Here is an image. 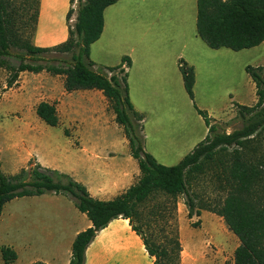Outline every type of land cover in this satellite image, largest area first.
<instances>
[{"label":"rangeland","instance_id":"obj_1","mask_svg":"<svg viewBox=\"0 0 264 264\" xmlns=\"http://www.w3.org/2000/svg\"><path fill=\"white\" fill-rule=\"evenodd\" d=\"M182 8L183 13L178 10ZM76 18L77 14L74 16L73 13L71 20L74 22L71 23V20L68 21L60 13L52 17L44 16L41 30L38 26L31 30L23 27V19L18 17L15 27L6 28L7 47L4 49L0 45V138L13 141L16 135L15 124L20 119L37 118L35 112L38 104L51 100V94L44 91L43 84L57 75L47 68L67 70L78 64L79 48L83 45L84 38L74 30ZM66 21L68 28L65 40H59L52 47L44 46L45 34L61 37ZM196 21L197 0H122L107 13L105 36L91 48L90 60L95 64L92 70L108 77L115 76L121 85L124 99L123 80L127 67L121 64L124 57H129L135 61L128 82L131 99L136 107L148 109L151 124L160 119L170 133L179 134L184 120H201L195 111V108H199L222 120L219 124H224L225 127L217 125V135H231L241 130L245 124L237 116L232 119L235 113L237 115L239 105L230 106V93L242 95L245 101H249L253 96V81L246 67H256L263 54L251 50L236 52L230 49H211L198 37ZM70 29L73 31L72 43L67 50L63 44L70 38ZM181 35L189 39L186 46L180 41ZM32 46L47 50L34 54L28 50ZM262 50L264 51V47ZM187 60L193 63L189 67H193L196 74L194 101L183 87L179 73L180 63L187 64ZM83 61L87 63L86 60ZM120 65L121 68H118ZM27 67L39 71H24ZM166 71L179 76V88L176 83L174 86L170 84ZM21 84L23 88H20ZM156 86L165 91H155ZM109 104L106 116L108 120L116 108L115 101L111 100ZM256 104L246 107L252 108ZM226 105L227 108H224ZM165 106L167 110L163 111ZM58 113L62 118L63 113ZM113 122L114 120L110 121ZM123 128L115 125V135L121 138L125 134ZM66 129H71V126L50 127L42 120L34 127L40 136L53 139L54 145L61 148V152L67 138ZM254 138L251 140L250 137L251 143L247 148L220 143L213 150L210 162L206 159L207 156L199 158L200 169L192 167L190 171L189 194L170 196L164 191H156L147 200L135 205L131 219L137 233L154 247L167 246L177 224L183 247L182 264H189L186 261L187 252H191L196 258V264H232L234 246L228 244V235L231 233L221 217L205 209L222 202L226 197L230 186L227 182L235 162L254 163L258 168L264 162V133ZM240 140L244 142V139ZM13 154L0 149L1 171L6 177L17 176L29 168L30 162L17 172L20 162L12 159ZM238 156L240 159L236 160ZM157 160L169 167L179 163V160L172 158ZM51 176L55 183H67L61 176ZM258 186H261L260 194L264 196V173ZM189 198L193 200V208L188 205ZM198 210H201L200 217L196 215ZM7 239L10 238L0 234V264H5L1 248ZM33 258L35 256L22 255L17 263L12 264H29L26 261Z\"/></svg>","mask_w":264,"mask_h":264},{"label":"trees","instance_id":"obj_2","mask_svg":"<svg viewBox=\"0 0 264 264\" xmlns=\"http://www.w3.org/2000/svg\"><path fill=\"white\" fill-rule=\"evenodd\" d=\"M119 1L70 0L71 4L78 3L74 30L78 36L84 38V43L79 48L78 64L67 70L60 68H47V70L56 75L66 76L65 90L67 92L99 90L109 102L115 101L116 108L113 111L118 124L124 127L131 153L139 163L141 179L115 200L100 202L93 199L84 186L68 175L45 169L34 160L30 161L28 169L12 177H6L2 173L0 164V218L7 202L15 198L41 196L46 193L69 196L74 200L77 208L88 215L93 226L80 233L75 239L70 264H85L87 248L98 232L115 219H128L137 233L132 225L133 209L135 205L147 200L156 191H164L170 196L189 194L191 168L200 169L198 159L202 156H207L206 159L210 162L213 150L220 143L247 148L251 143L250 137L254 140V137L264 133V68L247 67L246 71L256 85L258 102L252 108L238 106L239 111L236 116L245 124L241 130L231 135L219 136L216 134V126L225 127L224 124H219L218 121L210 118L206 111L197 108L209 129V134L190 155L180 164L171 167L159 164L149 155L144 149L145 138L141 124L144 118L134 110L129 99L128 74H125L123 80V99L121 85L117 78L92 70L95 64L90 60L91 46L100 39L104 31V12ZM72 14L73 10H70L67 14L68 21L71 20ZM39 15L40 0H0L1 47L4 49L7 47L6 28L15 27L18 17L23 19V27L35 30ZM196 28L198 37L214 50L225 48L239 52L258 47L264 42V0H197ZM72 29L69 30V40L63 44L67 50L72 43ZM28 50L36 54L45 52L47 49L32 46ZM83 59L86 60L87 65ZM131 63L129 57H124L121 65L129 68ZM121 65L118 68H121ZM25 70L39 71L29 67ZM180 71L185 90L194 101L195 70L181 62ZM36 113L48 126L60 125L55 104L43 101L38 104ZM66 134H68L67 131ZM240 139H244V142ZM237 159L240 157L238 156ZM262 169H264V162L259 164V168L254 163L235 162L227 182L230 186L226 197L222 202L209 205L205 209L221 217L228 230L240 241L234 252V264H264V196L260 194L261 186H258L264 173ZM51 174L61 176L67 180V183H55ZM188 205L193 208L194 203L190 198ZM196 215L200 217L201 210H198ZM173 231L167 246L154 247L141 237L149 255L154 258V264H182L183 247L177 224ZM1 255L5 264H12L18 259L17 253L10 247H2Z\"/></svg>","mask_w":264,"mask_h":264},{"label":"crops","instance_id":"obj_3","mask_svg":"<svg viewBox=\"0 0 264 264\" xmlns=\"http://www.w3.org/2000/svg\"><path fill=\"white\" fill-rule=\"evenodd\" d=\"M121 1L105 10L104 31L96 43L105 36L107 13ZM70 10H73L74 16H76L78 3L71 4L70 0H40L38 29L42 28L44 16L52 17L60 13L66 19ZM178 10L181 13L184 11L183 8ZM70 22L73 23L74 20ZM65 25V31L61 37L45 34L46 44L44 46L52 47L59 40H65L67 21ZM180 41L185 46L189 43V39L182 35ZM263 47L264 42L258 47L247 49L257 54H263L259 64L253 68H264ZM131 61V67L127 68V83L135 63L134 60ZM187 65L190 66L193 63L187 60ZM166 73H168L166 78L170 80V84L174 86L176 83L179 88V76L173 72L170 74L169 71ZM179 73L184 87L180 65ZM65 79V75H57L56 78H51L49 82L43 84L44 91L51 94V100L44 101L55 104L57 111L63 113L62 118L59 116V126H71V129L65 130L67 138L63 144V151L61 152V148L54 145L53 139L42 137L34 130L35 125L41 123L36 112L37 118L20 119L18 124H15L16 135L13 137V141L4 137L0 138V149L3 148L4 152L14 153L12 159L15 162H20L17 165V172L34 160L45 169L68 175L75 182L84 186L93 199L100 202L113 201L139 181L141 176L139 163L131 153L126 134L123 133L121 138L115 135V125L123 128L118 124L116 114H111L109 120L106 119L110 102L103 92L99 90L67 92L64 87ZM23 87L21 84L20 88ZM251 88L253 96L249 101H245L242 95L239 96L237 93L231 92L230 106L233 104L255 105L258 102V97L254 82ZM128 89L129 99L134 110L144 118L141 123L145 138L144 149L157 162V158H172L179 160L178 164H180L208 136L209 129L197 108L195 111L201 122L199 120L196 122L184 120L179 134L170 133L162 120L158 119L152 124L150 123V112L146 108L136 107L131 99L129 84ZM158 90L163 89L156 86L155 91ZM166 107L163 108V111L167 110ZM224 108H227V105ZM207 113L210 118L218 122L222 121L211 116L209 112ZM235 117L236 113L232 119ZM111 120L114 122L110 123ZM86 126L89 128L86 129ZM73 131L76 133L73 134ZM92 226L93 223L88 215L77 208L72 198L56 193L15 198L5 204L0 218V234L10 238L2 243V246L10 247L17 253L16 263L22 255H32L35 258L30 261L25 260L29 264L35 262L70 264L75 239ZM230 233L228 244L234 246L232 262L234 264V252L240 241L232 232ZM85 264H154V258L149 255L141 236L133 230L130 221L118 218L98 232L86 250Z\"/></svg>","mask_w":264,"mask_h":264},{"label":"bare ground","instance_id":"obj_4","mask_svg":"<svg viewBox=\"0 0 264 264\" xmlns=\"http://www.w3.org/2000/svg\"><path fill=\"white\" fill-rule=\"evenodd\" d=\"M193 253H194V251H193ZM187 254H188V256H187L188 259L187 260L189 261L188 262L189 264L195 263L197 261L196 258H194V256L192 255L191 252H187Z\"/></svg>","mask_w":264,"mask_h":264}]
</instances>
